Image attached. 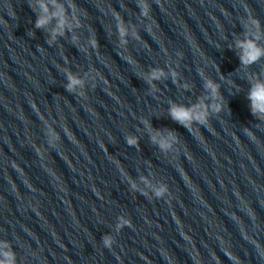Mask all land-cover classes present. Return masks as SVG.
I'll use <instances>...</instances> for the list:
<instances>
[{
  "label": "clouds",
  "instance_id": "9594fccd",
  "mask_svg": "<svg viewBox=\"0 0 264 264\" xmlns=\"http://www.w3.org/2000/svg\"><path fill=\"white\" fill-rule=\"evenodd\" d=\"M41 7L46 12L47 9L44 5H41ZM139 7L141 10V15L144 17L149 16L150 12V6L147 3V0H139ZM116 22H117V28L120 32V35L123 37L126 33L124 30V22L123 18L119 15H116ZM48 23V18L45 17H38L36 20V27L37 28H43L45 24ZM256 38H252L251 40H244L238 42V47L240 48V60L242 64H252L255 63L257 60H259L261 57H264V48L259 47L258 44H256ZM93 46H95V42H93ZM163 75V73L157 71L152 73V79H159ZM81 81L74 77L69 76V83L67 85V89L69 91H73L74 87L78 84H80ZM206 87H208L213 94H215L218 90L213 87L211 83L206 82ZM83 95V94H81ZM248 99L250 100V108L251 112L254 116H257L258 118L264 119V80H258L257 82L253 83L250 91L248 93ZM169 116L172 120L176 121L177 123L183 125L186 128L191 129V110L182 106V105H172L169 108ZM208 116L203 115L199 120H197V123H207ZM171 135V134H170ZM173 140H177L176 137H172ZM60 140V137L56 133H50V138L48 140V143L50 146L55 147L57 145V142ZM155 140V137L153 138ZM127 142L129 145H135L136 141L132 138H128ZM160 148L162 150H168L172 147V144L166 141H161ZM39 152L40 149L38 150ZM43 153V152H41ZM166 188H161L157 190L156 196H162L164 191H166ZM131 226L130 221H123L120 225L123 227L124 225ZM114 241L111 237L106 236L104 238V245L107 248H111ZM2 264V262H0ZM8 264H12V260L10 259L8 261Z\"/></svg>",
  "mask_w": 264,
  "mask_h": 264
}]
</instances>
